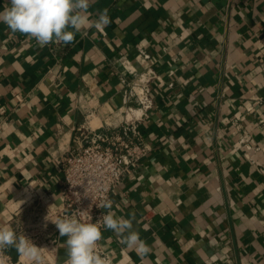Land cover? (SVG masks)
<instances>
[{
  "label": "crops",
  "instance_id": "obj_1",
  "mask_svg": "<svg viewBox=\"0 0 264 264\" xmlns=\"http://www.w3.org/2000/svg\"><path fill=\"white\" fill-rule=\"evenodd\" d=\"M105 8L111 23L69 45L40 48L0 23V226L40 257L12 248L14 258L64 264L52 223L64 209L60 159L80 126L123 123L120 76L152 62L150 150L110 193L151 252L142 261L103 230L111 264H264V0H95L91 18Z\"/></svg>",
  "mask_w": 264,
  "mask_h": 264
},
{
  "label": "built area",
  "instance_id": "obj_2",
  "mask_svg": "<svg viewBox=\"0 0 264 264\" xmlns=\"http://www.w3.org/2000/svg\"><path fill=\"white\" fill-rule=\"evenodd\" d=\"M140 54L147 61L152 59L151 54L143 49ZM157 77L158 72L152 62L133 79L120 76L124 84L122 110L125 118L119 127L82 125L78 128L74 146L60 159L65 177L61 190L64 209L52 214L56 219L75 215L83 222H96L105 211L98 207L99 204L105 198L110 199L111 191L149 152L150 146L142 134L141 123L154 108L152 82ZM6 112V108L0 106V113ZM248 139L245 136L242 141ZM56 247L57 238L49 239L42 248L45 258ZM97 252L109 258L101 240ZM4 264H19L10 249L4 254Z\"/></svg>",
  "mask_w": 264,
  "mask_h": 264
},
{
  "label": "clouds",
  "instance_id": "obj_3",
  "mask_svg": "<svg viewBox=\"0 0 264 264\" xmlns=\"http://www.w3.org/2000/svg\"><path fill=\"white\" fill-rule=\"evenodd\" d=\"M95 0H8V6L0 11V23L13 33H20L34 39L38 47L50 43L69 45L77 33L86 35V30H102L111 23L109 9L98 13L92 19L89 12ZM104 213L96 222H83L77 216H64L52 223L60 237H66L67 259L64 264H111L110 259L97 252L102 239L101 229L111 230L119 236L120 243L133 250L145 260L151 252L150 246L133 229L131 219L117 216L113 201L105 198L98 206ZM46 220L47 217L45 218ZM15 248L19 257L39 260V248L25 235L18 236L10 226H0V264H4V254ZM10 258V257H9Z\"/></svg>",
  "mask_w": 264,
  "mask_h": 264
}]
</instances>
